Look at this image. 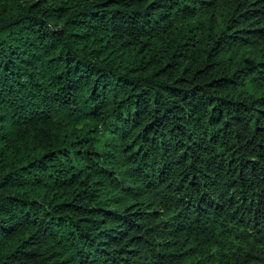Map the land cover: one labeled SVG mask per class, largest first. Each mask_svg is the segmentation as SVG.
<instances>
[{
    "label": "trees",
    "instance_id": "1",
    "mask_svg": "<svg viewBox=\"0 0 264 264\" xmlns=\"http://www.w3.org/2000/svg\"><path fill=\"white\" fill-rule=\"evenodd\" d=\"M0 264H264V0H0Z\"/></svg>",
    "mask_w": 264,
    "mask_h": 264
}]
</instances>
